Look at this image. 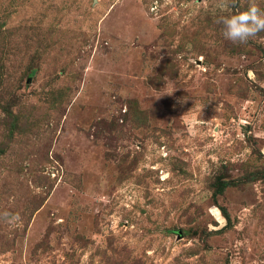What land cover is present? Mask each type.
I'll return each mask as SVG.
<instances>
[{
	"label": "rangeland",
	"instance_id": "1",
	"mask_svg": "<svg viewBox=\"0 0 264 264\" xmlns=\"http://www.w3.org/2000/svg\"><path fill=\"white\" fill-rule=\"evenodd\" d=\"M250 2L0 0V264H264Z\"/></svg>",
	"mask_w": 264,
	"mask_h": 264
},
{
	"label": "clouds",
	"instance_id": "2",
	"mask_svg": "<svg viewBox=\"0 0 264 264\" xmlns=\"http://www.w3.org/2000/svg\"><path fill=\"white\" fill-rule=\"evenodd\" d=\"M226 3H221L220 7H226ZM217 23L223 25V37L233 44H245L251 38L256 37L260 32H264V9L251 0L246 10L230 16H222ZM3 220L9 225H18L22 222L19 213H5Z\"/></svg>",
	"mask_w": 264,
	"mask_h": 264
}]
</instances>
